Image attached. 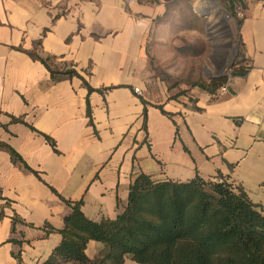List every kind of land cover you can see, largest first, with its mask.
Listing matches in <instances>:
<instances>
[{
  "label": "crops",
  "instance_id": "crops-1",
  "mask_svg": "<svg viewBox=\"0 0 264 264\" xmlns=\"http://www.w3.org/2000/svg\"><path fill=\"white\" fill-rule=\"evenodd\" d=\"M174 1L0 0V145L23 160L0 146V264L48 261L72 214L61 198L83 200L94 222L116 219L139 174H221L264 210V0L235 10L245 75L176 99L148 49ZM69 71L93 92L58 75Z\"/></svg>",
  "mask_w": 264,
  "mask_h": 264
},
{
  "label": "trees",
  "instance_id": "trees-1",
  "mask_svg": "<svg viewBox=\"0 0 264 264\" xmlns=\"http://www.w3.org/2000/svg\"><path fill=\"white\" fill-rule=\"evenodd\" d=\"M224 2L231 12L241 3ZM51 73L54 80L59 79ZM245 73L242 66L235 76ZM58 75L81 78L75 71ZM197 86L215 95L226 81ZM144 118L146 124L147 109ZM0 146L14 162H23L13 149ZM61 199L72 214L60 231L61 244L44 264H126L127 260L136 264H264V210L221 174L215 181L196 176L188 182H160L139 174L131 184L127 208L114 220L94 222L85 216L83 200ZM18 222L14 219L13 233ZM93 242L102 248L92 259L87 251Z\"/></svg>",
  "mask_w": 264,
  "mask_h": 264
},
{
  "label": "rangeland",
  "instance_id": "rangeland-1",
  "mask_svg": "<svg viewBox=\"0 0 264 264\" xmlns=\"http://www.w3.org/2000/svg\"><path fill=\"white\" fill-rule=\"evenodd\" d=\"M211 6L222 11L221 18L231 21L219 26L217 37L209 34L213 19L206 8ZM240 22L239 13L229 11L224 0H175L166 5L148 49L157 77L168 86L173 99L208 93L197 85L211 87L219 81L227 85L235 77L244 64L239 55Z\"/></svg>",
  "mask_w": 264,
  "mask_h": 264
},
{
  "label": "bare ground",
  "instance_id": "bare-ground-1",
  "mask_svg": "<svg viewBox=\"0 0 264 264\" xmlns=\"http://www.w3.org/2000/svg\"><path fill=\"white\" fill-rule=\"evenodd\" d=\"M206 11L208 14H210V16L213 19V23H212L211 28L209 30V34L212 37H217V35H218L217 30H218L219 26L224 25L225 22H227V21H230V18L226 17V16L221 18L220 16L222 14V11L219 8L214 7V6L206 8ZM208 74H210V76H211L212 72H210Z\"/></svg>",
  "mask_w": 264,
  "mask_h": 264
},
{
  "label": "built area",
  "instance_id": "built-area-1",
  "mask_svg": "<svg viewBox=\"0 0 264 264\" xmlns=\"http://www.w3.org/2000/svg\"><path fill=\"white\" fill-rule=\"evenodd\" d=\"M134 92H135V94H137V95H141V94H142L141 91H140L139 89H134Z\"/></svg>",
  "mask_w": 264,
  "mask_h": 264
}]
</instances>
